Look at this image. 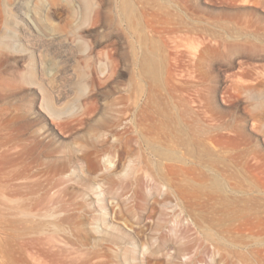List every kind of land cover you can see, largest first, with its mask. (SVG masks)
<instances>
[{"label":"rangeland","instance_id":"rangeland-1","mask_svg":"<svg viewBox=\"0 0 264 264\" xmlns=\"http://www.w3.org/2000/svg\"><path fill=\"white\" fill-rule=\"evenodd\" d=\"M0 264H264V0H0Z\"/></svg>","mask_w":264,"mask_h":264},{"label":"bare ground","instance_id":"bare-ground-1","mask_svg":"<svg viewBox=\"0 0 264 264\" xmlns=\"http://www.w3.org/2000/svg\"><path fill=\"white\" fill-rule=\"evenodd\" d=\"M26 18L27 19H29V24L31 25V29L32 30H29V32L28 31H26V30H22V32H21V38H23V37H26V35H28L29 33V35H33L34 33H36L38 30H37V28L34 26V24H33V22L35 23V21H34V19H33V17L32 16H29L28 14H26ZM27 29V28H26ZM28 35V36H29ZM38 35V34H37ZM54 197V196H53ZM48 198H50V197H48ZM45 199V201H47L48 200V202H43V206L45 205L44 203H50V199ZM52 202V201H51ZM41 204H39L38 206H41ZM46 206V205H45ZM41 208H45V207H41ZM39 209H40V207H39ZM46 212H49L48 210H45ZM128 257H125V259H127Z\"/></svg>","mask_w":264,"mask_h":264}]
</instances>
